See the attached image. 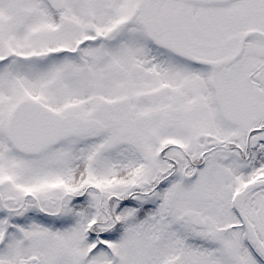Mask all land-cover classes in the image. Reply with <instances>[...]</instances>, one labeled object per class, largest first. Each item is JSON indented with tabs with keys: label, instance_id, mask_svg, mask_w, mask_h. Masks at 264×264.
Instances as JSON below:
<instances>
[{
	"label": "snow or ice",
	"instance_id": "1",
	"mask_svg": "<svg viewBox=\"0 0 264 264\" xmlns=\"http://www.w3.org/2000/svg\"><path fill=\"white\" fill-rule=\"evenodd\" d=\"M0 264H264V0H0Z\"/></svg>",
	"mask_w": 264,
	"mask_h": 264
}]
</instances>
